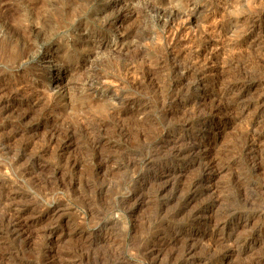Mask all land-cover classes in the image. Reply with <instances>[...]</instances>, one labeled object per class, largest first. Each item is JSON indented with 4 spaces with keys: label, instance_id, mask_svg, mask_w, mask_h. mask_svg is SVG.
I'll return each mask as SVG.
<instances>
[{
    "label": "rangeland",
    "instance_id": "obj_1",
    "mask_svg": "<svg viewBox=\"0 0 264 264\" xmlns=\"http://www.w3.org/2000/svg\"><path fill=\"white\" fill-rule=\"evenodd\" d=\"M210 52L213 59H208ZM263 58L264 0H0V198L11 193L22 216L35 221L18 243L0 229V263L47 259L77 264L80 254H91L80 263L111 264L122 254V264H146L139 250L153 243L157 226L166 238L188 230L202 242L220 237L221 229H213L207 217L192 225L185 210L174 220L170 213L182 201L165 202L169 187L156 197L163 182L150 177L173 167L184 182L198 174L191 157L172 159L170 150L179 138L175 145H207L218 168L206 176L187 209L207 205L208 214L212 209L220 223L230 225L234 218L227 210L241 211L246 197L259 196L257 186L264 183ZM215 106H221L217 115ZM253 162L261 165L259 170ZM55 211L58 220L50 218ZM53 226L58 233L66 231L56 247L37 235ZM217 247L214 261L221 264L260 256L255 250Z\"/></svg>",
    "mask_w": 264,
    "mask_h": 264
},
{
    "label": "bare ground",
    "instance_id": "obj_2",
    "mask_svg": "<svg viewBox=\"0 0 264 264\" xmlns=\"http://www.w3.org/2000/svg\"><path fill=\"white\" fill-rule=\"evenodd\" d=\"M178 14V13H177ZM182 15V14H181ZM185 16H187V15H185ZM180 19V18H179ZM178 19V20H179ZM186 19V18H185ZM172 20V19H171ZM189 20V19H188ZM178 23V22H177ZM184 22H182V24H183ZM173 24V23H172ZM174 25V24H173ZM171 28H172V26H171ZM203 28H204V26H203ZM207 28V27H206ZM210 28V27H209ZM208 28V29H209ZM169 29V28H168ZM211 29V28H210ZM167 30V29H166ZM216 30V29H215ZM173 31V30H172ZM179 32V31H178ZM209 32V31H208ZM211 32V31H210ZM209 32V33H210ZM167 33V32H166ZM181 33V32H180ZM179 33V34H180ZM184 33V32H183ZM215 33V32H214ZM166 35V34H165ZM262 35V34H261ZM181 36V35H180ZM168 39H170V38H168ZM219 40V39H218ZM211 41V40H210ZM171 43V42H170ZM207 43V42H206ZM212 43H215V42H212ZM220 43V42H219ZM218 44V43H217ZM169 45V44H168ZM170 46V45H169ZM207 46V45H206ZM205 46V47H206ZM208 46H210V45H208ZM204 47V48H205ZM213 47V46H212ZM215 47H217V46H215ZM214 48V47H213ZM173 49V48H172ZM203 49V48H202ZM212 49V48H211ZM175 50V49H174ZM179 50V49H178ZM214 50V49H213ZM210 51V50H209ZM217 51V50H216ZM216 51H214V53L216 52ZM219 51V50H218ZM170 52V51H169ZM174 52V51H173ZM221 52V51H220ZM179 53V52H178ZM195 53V52H194ZM204 53L205 52H203V55L202 56H204ZM173 54V53H172ZM176 54V53H175ZM174 54V55H175ZM196 54V53H195ZM199 54V53H198ZM212 52H210V54H209V57H208V59H211L212 57H213V55L215 56V54H213ZM220 54V53H219ZM190 55V54H189ZM217 55V54H216ZM220 55H222V54H220ZM173 56V55H172ZM192 56V55H191ZM200 56V55H199ZM199 56H197V57H199ZM201 56V58H203ZM207 56H208V53H207ZM174 57V56H173ZM178 57V56H177ZM195 58H196V56H194ZM179 58V57H178ZM201 58H200V60H201ZM205 58H206V55H205ZM221 58V57H220ZM223 58V57H222ZM176 59V58H175ZM181 59H182V57H181ZM213 59V58H212ZM215 59V58H214ZM227 59V58H226ZM264 59V58H263ZM172 60H173V58H172ZM196 60V59H195ZM195 60H193L194 61V63H195ZM198 61H199V59H197ZM204 60H206V59H203V61ZM220 60V59H219ZM225 60V59H224ZM202 61V62H203ZM217 61V60H216ZM220 61H222V59L220 60ZM219 61V62H220ZM261 61V60H260ZM201 62V61H200ZM208 62V61H207ZM229 62V61H228ZM175 63V62H174ZM211 63V62H210ZM214 63V62H213ZM216 63V62H215ZM262 63V62H261ZM220 64H221V62H220ZM220 64H218V66L220 65ZM225 64H228L227 62L225 63ZM263 64H264V62H263ZM179 65V64H178ZM188 65V64H187ZM195 65V64H194ZM204 65H205V62H204ZM223 65V64H222ZM185 66V65H184ZM209 66H210V64H209ZM212 66V65H211ZM230 66V65H229ZM181 67H183V66H181ZM198 67V66H197ZM216 67V66H215ZM175 68V67H174ZM190 68H192V66H190ZM202 68V67H201ZM225 68H227L226 66H225ZM193 69V68H192ZM203 69V68H202ZM212 69V68H211ZM215 69V68H214ZM220 69H221V66H220ZM176 70V69H175ZM181 70H183V69H181ZM185 70V69H184ZM191 70V69H190ZM193 70H195V69H193ZM193 70H192V72H193ZM197 70V69H196ZM227 70V69H226ZM151 71V70H150ZM177 71H178V69H177ZM186 71V70H185ZM223 71H225L224 70V67H223ZM152 72V71H151ZM192 72H191V74H192ZM198 72H200L199 70H198ZM202 72H203V70H202ZM217 72V71H216ZM220 72V71H219ZM182 73V72H181ZM193 73H195V71L193 72ZM205 73V72H204ZM203 73V74H204ZM208 73V72H207ZM210 73H211V71H210ZM183 74V73H182ZM198 74V73H197ZM213 74V73H212ZM212 74H211V76H212ZM221 74V73H220ZM187 75V74H186ZM190 75V74H189ZM204 75H206V73L204 74ZM214 75V74H213ZM244 75H245V73H244ZM188 76V75H187ZM195 77V76H194ZM197 77H199V76H197ZM201 77H202V74H201ZM221 77V76H220ZM253 77V76H252ZM181 78V77H180ZM138 79V78H137ZM213 79V78H212ZM188 80V79H187ZM219 80V79H218ZM185 81V80H184ZM190 81V80H189ZM212 81V80H211ZM234 81H236L237 82V80H234ZM188 82V81H187ZM231 82V81H230ZM240 82V81H239ZM190 84V83H189ZM228 84V83H227ZM231 84H232V82H231ZM230 84V85H231ZM235 84V83H234ZM188 85V84H187ZM229 85V86H230ZM181 86V85H180ZM198 86V85H197ZM228 86V87H229ZM179 87V86H178ZM226 87V86H225ZM180 88V87H179ZM179 88H176V90L177 89H179ZM233 88V87H232ZM263 88V87H262ZM194 89V88H193ZM230 89H231V87H230ZM244 89V88H243ZM181 90V89H180ZM227 90V89H226ZM240 90V89H239ZM239 90H238V92H239ZM17 91V90H16ZM174 91V90H173ZM232 91V90H231ZM235 91V90H234ZM179 92V91H178ZM181 92H182V90H181ZM244 92V91H243ZM257 93H258V91H256ZM260 92V91H259ZM262 92V91H261ZM183 93V92H182ZM231 93V92H230ZM246 93V92H245ZM176 94V93H175ZM174 94V95H175ZM180 94V93H179ZM224 94V97L223 98H225V94L226 93H223ZM222 94V95H223ZM234 94V93H233ZM236 94H237V92H236ZM240 94V93H239ZM216 96L218 95V94H215ZM232 95V94H231ZM262 95V94H261ZM177 96V95H176ZM179 96V95H178ZM219 96V95H218ZM172 97H173V94H172ZM214 97V96H213ZM235 97V96H234ZM246 97V96H245ZM263 97V96H262ZM222 98V99H223ZM227 98V97H226ZM225 98V99H226ZM239 98V97H238ZM237 98V99H238ZM38 99V98H37ZM36 99V100H37ZM169 99V98H168ZM172 99V98H171ZM219 99V98H218ZM221 99V98H220ZM243 99V98H242ZM256 99H258L257 97H256ZM262 99V98H261ZM164 100V99H163ZM230 100V99H229ZM233 100V99H232ZM240 100H241V98H240ZM247 100V99H246ZM167 101V100H166ZM179 101V100H178ZM215 101H216V98H215ZM225 101H227V100H225ZM225 101H224V103H225ZM238 101V100H237ZM261 101H263V100H261ZM161 102H163V101H161ZM174 102V101H173ZM181 102V101H180ZM183 102V101H182ZM222 102V101H221ZM221 102H220V104H221ZM230 102V101H229ZM241 102V101H240ZM243 102V101H242ZM241 102V103H242ZM256 102H257V100H256ZM255 102V103H256ZM176 103V102H175ZM178 103V102H177ZM195 103V102H194ZM212 103H213V100H212ZM219 103V102H218ZM218 103L216 104H213V107H214V105H218ZM33 104V103H32ZM171 104V103H170ZM174 104V103H173ZM179 104V103H178ZM189 104V103H188ZM219 104V105H220ZM227 104V103H226ZM225 104V105H226ZM238 104H239V102H238ZM244 104V103H243ZM242 104V105H243ZM258 104H259V102H258ZM261 104V103H260ZM9 105V104H8ZM167 105H168V102H167ZM196 105V104H195ZM200 105V104H199ZM225 105H224V107H225ZM234 105V104H233ZM245 105H247L246 103H245ZM256 105V104H255ZM194 106V105H193ZM228 106V105H227ZM260 106V105H259ZM133 107V106H132ZM163 107V106H162ZM169 107V106H168ZM168 107H165V108H168ZM191 107V106H190ZM199 107V106H198ZM216 107V106H215ZM219 107H221V106H217L212 112H214L215 110H219L218 108ZM222 107H223V105H222ZM244 107V106H243ZM138 108V107H137ZM140 108V107H139ZM181 108V107H180ZM202 108H203V106H202ZM211 108H212V106H211ZM228 108V107H227ZM260 108V107H259ZM263 109H264V107H262ZM143 109H145V108H143ZM148 109V108H147ZM163 109V108H162ZM161 109V110H162ZM182 109V108H181ZM181 109H180V111H181ZM189 109V108H188ZM197 109V108H196ZM195 109V110H196ZM199 110L201 109V108H198ZM167 110V109H166ZM193 109H191V111H192ZM223 109H221V111H222ZM225 110V109H224ZM223 110V111H224ZM228 110V109H227ZM142 111V110H141ZM165 111V110H164ZM169 111V110H168ZM179 111V110H178ZM186 111H188V110H186ZM190 111V110H189ZM188 111V112H189ZM207 111H208V109H207ZM226 111V110H225ZM255 111V110H254ZM253 111V112H254ZM258 111H261L260 109L259 110H257V112ZM139 112V111H138ZM160 112H162V111H160ZM174 112V111H173ZM185 112V111H184ZM198 112H201V111H198ZM198 112H197V114H198ZM205 112V111H204ZM211 112V111H210ZM211 112V113H212ZM263 112V111H262ZM141 113H143V112H141ZM183 113V112H182ZM187 113V112H186ZM193 113H194V110H193ZM202 113V112H201ZM206 113V112H205ZM217 112L215 111V113L214 114H216ZM220 113V112H219ZM163 114V113H162ZM175 114V113H174ZM188 114V113H187ZM186 114V115H187ZM260 114V113H259ZM165 115V114H164ZM173 115V114H172ZM176 115V114H175ZM184 115V114H183ZM194 115V114H193ZM200 115V114H199ZM213 115V114H212ZM217 115V114H216ZM226 115V114H225ZM263 115H264V113H263ZM170 116V115H169ZM194 116H196V114L194 115ZM202 116V115H201ZM211 115H206L205 116V121L206 120H209V118H211L210 117ZM166 117V116H165ZM172 117V116H171ZM177 117V116H176ZM178 117H180V116H178ZM188 117H190V115L188 116ZM191 117H193V116H191ZM200 117V116H199ZM262 117V116H261ZM264 117V116H263ZM193 118H195V117H193ZM182 119H183V117H182ZM186 119V118H185ZM196 119V118H195ZM199 119V118H198ZM259 119V118H258ZM189 120V119H188ZM197 120V119H196ZM192 121V120H191ZM190 121V122H191ZM194 121V120H193ZM198 121V120H197ZM202 121V120H201ZM255 121V120H254ZM264 121V120H263ZM179 122V121H178ZM178 122H176V123H178ZM181 122V121H180ZM184 122V121H183ZM199 122H200V120H199ZM213 122V121H212ZM182 123V122H181ZM187 123V122H186ZM194 123V122H193ZM168 124V123H167ZM190 124V123H189ZM195 124V123H194ZM258 124H260V123H258ZM257 124V125H258ZM173 125V124H172ZM182 125V124H181ZM187 125V124H186ZM192 125V124H191ZM254 125V124H253ZM116 126V125H115ZM175 126V125H174ZM190 126V125H189ZM194 126V125H193ZM198 126V125H197ZM118 127V126H117ZM124 127V126H123ZM167 127V126H166ZM183 127V126H182ZM196 127V126H195ZM187 128H188V126H187ZM190 128H191V126H190ZM246 128H247V126H246ZM245 128V129H246ZM256 128V127H255ZM262 128H264V127H262ZM114 129V128H113ZM120 129H121V127H120ZM185 129V128H184ZM249 129V128H248ZM119 130V129H118ZM122 130H123V128H122ZM59 131V130H58ZM65 131V130H64ZM176 131H178V129L176 130ZM186 131V130H185ZM248 131V130H247ZM246 131V132H247ZM116 132V131H115ZM119 132H121V131H119ZM125 132V131H124ZM123 132V133H124ZM214 132V131H213ZM52 133H54L53 132V130H52ZM73 133V132H72ZM129 133V132H128ZM252 133V132H251ZM255 133H257V132H255ZM51 134V133H50ZM49 134V135H50ZM56 134H58V133H56ZM56 134H54V135H56ZM64 134V133H63ZM66 134V133H65ZM122 134V133H121ZM121 134H120V136H121ZM248 134V133H247ZM253 134V133H252ZM251 134V135H252ZM263 134V133H262ZM51 135H53V134H51ZM59 135V134H58ZM57 135V136H58ZM67 135V134H66ZM124 135V134H123ZM122 135V136H123ZM259 135V134H258ZM56 136V137H57ZM69 136V135H68ZM100 136V135H99ZM116 136H118V135H116ZM181 136V135H180ZM256 136V135H255ZM264 136V135H263ZM55 137V138H56ZM62 137V136H61ZM119 137V136H118ZM253 138H251L250 140H251V142L253 141V142H255L256 140H257V136L256 137H254V135L252 136ZM70 138V137H69ZM73 138V137H72ZM99 138V137H98ZM97 138V139H98ZM124 138V137H123ZM126 138V137H125ZM188 138V137H187ZM186 138V139H187ZM193 138V137H192ZM196 138V137H195ZM199 138V137H198ZM58 139H59V137H58ZM96 139V142L95 143H97V140ZM118 139V138H117ZM122 139V138H121ZM177 140L174 142L175 144L177 143V142H179L180 141V139L179 138H176ZM189 139V138H188ZM263 139V138H262ZM9 140V139H8ZM48 141H49V139H47ZM54 140H57V139H54ZM63 140V139H62ZM61 140V141H62ZM174 140V139H173ZM184 140V139H183ZM248 140H249V137H248ZM247 140V141H248ZM260 140V139H259ZM259 140H258V142H259ZM44 141H46V139L44 140ZM69 141V140H68ZM67 141V142H68ZM120 141V140H119ZM122 141V140H121ZM190 141V140H189ZM188 141V142H189ZM246 141V140H245ZM244 141V143L246 144V142ZM7 142V141H6ZM27 142H29V141H27ZM31 142V141H30ZM59 142H60V140H58V143H56V144H59ZM64 142V141H63ZM62 142V143H63ZM127 142V141H126ZM187 142V143H188ZM195 142V141H194ZM201 142V141H200ZM1 143V142H0ZM5 143V142H4ZM41 143V142H40ZM47 143V142H46ZM94 143V144H95ZM140 143V142H139ZM147 143V142H146ZM173 143V142H172ZM181 143H183V141L181 142ZM243 143V144H244ZM53 144V143H52ZM51 144V145H52ZM54 144H55V142H54ZM93 144V145H94ZM99 144V143H98ZM175 144H173V147H172V149L170 150L171 152H172V159L173 160H182V158H185V157H191L192 159H194V161H196L197 162V164H198V174L196 175V176H194V177H191V179L190 180H188V181H186V182H184L183 180H181V177H182V173L179 171V169H177L176 167H173L172 169H167L166 171H161L160 173H156V172H154L153 174H152V176L150 177L151 178V180L153 181V182H159V181H161L162 180V182H163V184H161V185H158L159 187H158V189H155V196L156 197H159L160 195H163L162 194V192L165 190V188L166 187H169L170 189H171V195H170V197H168V198H166V200H165V202L167 203V202H169L170 201V198H171V200L173 199V198H176V201H178V200H180V201H182V202H180V205L178 206V208L176 207V209L174 210V211H171V217L172 218H174V220H177L178 218H179V216H181L182 214H184V212H185V210H187V212H186V217H185V220L189 223V224H192V225H194V224H196V223H198V220H200V218L201 217H207V221L210 223L212 220H213V224L211 225L212 227H213V229H216V228H220L221 229V235H220V237H218V238H210L209 240H207L206 242H202V241H200L201 239H198L194 234H192L191 232H190V230H188V231H183L184 233H182L181 235H179V234H177V233H175V235L173 236V234H172V238L171 237H169V238H166V235L163 237L161 234L162 233H160L161 231H162V229H161V227H159V226H157V228H159V229H156L157 231H158V233H156V238H153V243L152 244H148L146 247H142L139 251V254L141 255V258L143 257V259L145 258L146 259V261H147V263L146 264H221V263H218L217 261H214V259L217 257L216 256V254H217V252H216V250H215V248L217 247V246H224V248L223 249H228V250H230V251H233V250H239V249H245V250H249V251H256L257 253L258 252H260V256L259 257H255L254 259H250V261L249 262H244L243 264H264V209H260V208H258L256 205H255V202L257 203L258 202V205H260L259 203H261V205H262V203H264V183L263 184H258V186H257V189H258V191L260 190V193H259V196H256V197H254V195H253V197L254 198H251V200L250 201H247V197H246V199H244L243 201H244V205H241V207L240 208H242V210L240 211H236V208H231L230 210H227L228 211V215H229V217H232V218H234V221H232L233 223H230V225L229 224H226V221H224V223H220L219 221H220V219H218V218H215L214 217V214L212 213L211 214V210H210V213L208 214L207 212L209 211L208 209L210 208L209 206H207V205H202V206H198V207H193V208H190V209H187L188 207H189V204L196 198V194H197V192H198V190H201V186H203V184H204V181L206 180V176L207 175H209V174H211V173H215V170H217V169H215V162L217 161L213 156H214V154H213V156H211L210 154H208L209 153V150H208V146L207 145H202V144H200V143H198V142H195V143H189V144H185L184 143V145H183V147H182V145L181 146H179L180 145V143L178 144V145H175ZM242 144V145H243ZM255 144V143H254ZM49 144H47L46 146H48ZM50 145V146H51ZM65 146L64 147H66V145L68 146V143L66 144H64ZM143 145H144V142H143ZM157 145V144H156ZM170 145V144H169ZM251 145V144H250ZM27 146V145H26ZM53 146H55V145H53ZM58 146V145H57ZM155 146V145H154ZM244 146V145H243ZM243 146H241V149H242V147ZM99 147V146H98ZM152 147V146H151ZM151 147H150V149H151ZM248 147V146H247ZM252 147V146H251ZM43 148V147H42ZM58 148V147H57ZM95 148V147H94ZM93 148V149H94ZM131 148V147H130ZM142 148V147H141ZM158 148V147H157ZM156 148V149H157ZM245 148V147H244ZM257 148V147H256ZM255 148V149H256ZM39 149H41L40 147H39ZM38 149V150H39ZM44 149V148H43ZM51 149V148H50ZM53 149H55V147H53ZM53 149H52V151H53ZM61 149V148H60ZM155 149V148H154ZM252 149V148H251ZM250 149V150H251ZM254 149V150H255ZM95 150V149H94ZM167 150H168V147H167ZM247 150V149H246ZM248 150H249V148H248ZM257 150V149H256ZM52 151H50L49 150V152H52ZM55 151V150H54ZM58 151V150H57ZM61 151V150H60ZM63 151V150H62ZM96 151V150H95ZM100 151V150H99ZM150 151V150H149ZM154 151V150H153ZM169 151V152H170ZM242 151V150H241ZM59 152V151H58ZM142 152V151H141ZM151 152V151H150ZM156 152V151H155ZM159 152V151H158ZM243 152V151H242ZM256 152V151H255ZM34 153H36V152H34ZM53 153V152H52ZM52 153H51V157H53L54 156V154H53V156H52ZM60 153V152H59ZM98 153V152H97ZM101 153V152H100ZM147 153V152H146ZM152 153V152H151ZM37 154V153H36ZM43 154V153H42ZM48 154V153H47ZM47 154H46V156H47ZM99 154V153H98ZM103 154V153H102ZM150 154V153H149ZM160 155H161V153H159ZM251 154V153H250ZM31 155V154H30ZM33 155V154H32ZM55 155H57L56 153H55ZM65 155V154H64ZM131 155V154H130ZM142 155V154H141ZM146 155V154H145ZM164 155H165V153H164ZM167 155H168V153H167ZM37 157H38V155H36ZM49 156V155H48ZM47 156V157H48ZM62 156V155H61ZM102 156H106V155H102ZM109 156V155H108ZM135 156V155H134ZM156 156V155H155ZM249 156V155H248ZM253 156V155H252ZM36 157V158H37ZM42 157H43V155H42ZM100 157H101V154H100ZM107 157V156H106ZM145 157V156H144ZM149 157V156H148ZM154 157V156H153ZM164 157H166V155L164 156ZM170 157H171V155H170ZM43 158H45V157H43ZM50 158V157H49ZM54 158V157H53ZM64 158V157H63ZM67 159H68V157H66ZM105 158V157H104ZM155 158V157H154ZM218 158V157H217ZM17 159V158H16ZM101 159V158H100ZM132 159V158H131ZM136 159H137V156H136ZM139 159V158H138ZM159 159V158H158ZM167 159H168V157H167ZM255 159V158H254ZM56 160V159H55ZM54 160V161H55ZM58 160V159H57ZM64 160H65V158H64ZM63 160V161H64ZM99 160V159H98ZM130 160V159H129ZM133 160H134V158H133ZM186 160V159H185ZM191 160V159H190ZM218 160H220V159H218ZM46 161H48V159H46ZM66 161V160H65ZM103 161V160H102ZM107 161V160H106ZM126 161V160H125ZM138 161V160H137ZM144 161V160H143ZM145 161H146V163H150L151 162V156L149 157V158H146L145 159ZM171 160H169V162H170ZM193 161V160H192ZM60 162H62V160L60 161ZM59 162V163H60ZM69 162V161H68ZM74 162H75V160H74ZM73 162V163H74ZM98 162V161H97ZM99 162H100V160H99ZM152 162H153V160H152ZM173 162H175V161H173ZM177 162V161H176ZM218 162H220V161H218ZM256 162H258L257 160H256ZM256 162H253L254 163V165H253V167L256 169V170H259L258 169V165H260V164H258V163H260V162H258V163H256ZM32 163H34V162H32ZM38 163V162H37ZM42 163V162H41ZM46 163V162H45ZM54 163V162H53ZM70 163V162H69ZM68 163V164H69ZM72 163V162H71ZM73 163H72V165H73ZM143 163V162H142ZM166 163V162H165ZM168 163V162H167ZM178 163V162H177ZM40 164V163H39ZM61 164V163H60ZM63 164H65V163H63ZM100 164H102V163H100ZM145 164V163H144ZM196 164V165H197ZM32 165V164H31ZM37 165V164H36ZM45 165V164H44ZM59 165V164H58ZM129 165V164H128ZM149 164H147V166H148ZM174 165H176V163L174 164ZM195 165V166H196ZM252 165V164H251ZM29 166V165H28ZM50 166H51V164H50ZM64 166V165H63ZM63 166H61V167H63ZM135 166V165H134ZM218 166V165H217ZM261 166V165H260ZM37 167V166H36ZM41 167V166H40ZM55 167V166H54ZM60 167V166H59ZM104 167H105V163H104ZM157 167V166H156ZM38 168V167H37ZM37 168H34V169H37ZM44 168H47V167H44ZM103 168V167H102ZM219 168H220V165H219ZM30 169V168H29ZM40 169V168H39ZM55 169H57V167H55ZM60 169V168H59ZM67 169V168H66ZM72 169V168H71ZM70 169V170H71ZM221 169V168H220ZM253 169V168H252ZM49 170H50V168H49ZM65 170V169H64ZM146 170V169H145ZM254 170V169H253ZM36 171V170H35ZM38 171V170H37ZM43 171V170H42ZM60 171H61V169H60ZM63 171V170H62ZM218 171V170H217ZM31 172V171H30ZM40 172V171H39ZM38 172V173H39ZM45 172V171H44ZM51 172V171H50ZM49 172V173H50ZM52 172H54V171H52ZM150 172V171H149ZM257 172V171H256ZM32 173H34V171L32 172ZM65 173V172H64ZM260 173V172H259ZM262 173V172H261ZM263 173H264V170H263ZM262 173V174H263ZM52 174V173H51ZM57 174V173H56ZM257 174H258V172H257ZM260 175V174H259ZM60 177H61V175H59ZM208 177V176H207ZM36 178V177H35ZM137 178V177H136ZM262 178V177H261ZM149 179V178H148ZM138 180V179H137ZM187 180V179H186ZM257 180V179H256ZM260 180H262V182H264L263 181V179H260ZM260 180H258V181H260ZM63 181V180H62ZM207 181V180H206ZM257 182V181H256ZM50 183V182H49ZM70 183V182H69ZM139 183V182H138ZM258 183V182H257ZM157 184V183H156ZM151 185V184H150ZM153 185H154V183H153ZM152 185V186H153ZM1 186V185H0ZM137 186V185H136ZM146 186V185H145ZM135 187V186H134ZM140 187V186H139ZM147 187H149V184H148V186ZM151 187V186H150ZM253 187V186H252ZM144 188V187H143ZM149 189V188H148ZM246 189V188H245ZM248 189V188H247ZM12 190V189H11ZM14 190V189H13ZM167 190V189H166ZM146 191H147V189H146ZM256 191V190H255ZM6 192H8V191H6ZM150 192V191H149ZM203 192V191H202ZM247 192V191H246ZM2 193V192H1ZM4 193V192H3ZM9 193V192H8ZM141 193V192H140ZM151 193V192H150ZM201 193V192H200ZM245 193V192H244ZM243 193V194H244ZM254 193V192H253ZM154 194V193H153ZM152 194V195H153ZM141 195V194H140ZM143 195V194H142ZM146 195V194H145ZM249 195V194H248ZM16 196V195H15ZM164 196V195H163ZM246 196V195H245ZM145 197H147V196H145ZM203 197V196H202ZM242 197H244V196H242ZM250 197H252V196H249V198ZM17 198V197H16ZM245 198V197H244ZM0 199H2V206L0 207L1 209V211H2V214L0 215V229L2 230V231H4V233L8 236V237H11V239H15V240H17V238H20V236H22V235H24L25 234V232H27V230H29L30 229V227H32L34 224H35V221H32V220H27V218H24L23 216H22V213H21V210H20V208L19 207H17V203H16V201H15V198H14V195H12L11 193L10 194H8V195H6L5 197H1ZM156 199V198H155ZM158 199V198H157ZM178 199V200H177ZM202 199V198H201ZM18 201L20 200L19 198L17 199ZM219 201V200H218ZM239 201H241V200H239ZM22 203H24L23 201H21ZM162 202H163V200H162ZM197 202V201H196ZM195 202V203H196ZM220 202V201H219ZM220 203H222V202H220ZM242 203V202H241ZM20 204V203H19ZM160 204H162V203H160ZM191 205H192V203H191ZM218 205V204H217ZM255 205V206H254ZM21 206V205H20ZM25 206V204L23 205V207ZM157 206H159V205H157ZM167 206H168V204H167ZM219 206V205H218ZM246 206H248V207H246ZM260 207V206H259ZM262 208V207H261ZM25 209V208H24ZM166 208H164V210H165ZM219 209V208H218ZM55 210H57V209H55ZM59 210V209H58ZM166 211V210H165ZM207 213V214H206ZM58 214H59V212H58ZM58 214H56V211L55 212H53V214H51V216H50V218H55V219H57L58 220ZM218 214V213H217ZM164 215V214H163ZM220 215V214H219ZM162 216V215H161ZM169 216V217H170ZM224 216V215H223ZM26 217V216H25ZM28 217V216H27ZM48 217V216H47ZM178 217V218H177ZM224 217H226V216H224ZM171 218V219H172ZM177 218V219H176ZM182 218V217H181ZM180 218V219H181ZM184 219V218H183ZM215 219V220H214ZM36 220H37V218H36ZM50 220V219H49ZM52 220H54V219H52ZM56 220V221H57ZM161 220V219H160ZM222 220V219H221ZM228 220V219H227ZM46 221H48V220H46ZM55 221V222H56ZM108 221V220H107ZM156 221V220H155ZM180 221V220H179ZM215 221V222H214ZM52 222V221H51ZM109 222V221H108ZM223 222V221H222ZM39 223V222H38ZM47 223H49V222H47ZM59 223V222H58ZM57 223V224H58ZM157 223V222H156ZM160 223V222H159ZM171 224V223H170ZM176 224V223H175ZM207 224V223H206ZM49 225H50V223H49ZM116 225V224H115ZM158 225H160V224H158ZM161 225H162V223H161ZM56 226V225H55ZM55 226H53L52 228H43V229H41L40 230V233L38 232V229H36V231L39 233V234H37V235H40L41 234V237L43 238V239H46L47 241H48V243L49 244H51L53 247L55 246H58V244H59V242H60V239L62 238V240H63V237H61L62 236V234L65 232L66 233V231H64L63 233H62V230H61V232L60 233H58L57 232V230L55 229ZM103 226V225H102ZM112 226V225H111ZM190 226V225H189ZM206 226V225H205ZM209 226V225H208ZM69 227H67V229H68ZM109 228H110V225H109ZM154 228V227H153ZM33 229V228H32ZM106 229V228H105ZM175 229V228H174ZM0 230V231H1ZM72 230V229H71ZM161 230V231H160ZM186 230V229H185ZM32 231V230H31ZM34 231V230H33ZM32 231V232H33ZM75 231V230H74ZM155 231V230H154ZM173 231V230H172ZM213 231V230H212ZM73 232V231H72ZM109 232V231H108ZM151 232V231H150ZM180 232V231H179ZM4 233H3V235H4ZM29 233H31V232H29ZM28 233V234H29ZM36 234V233H35ZM32 235V234H31ZM109 235V234H108ZM154 235V234H153ZM27 236V235H26ZM29 236V235H28ZM25 237V236H24ZM108 237V236H107ZM66 238V237H65ZM150 238H152V237H150ZM7 239V238H6ZM9 239V238H8ZM21 239V238H20ZM19 239V240H20ZM10 240V239H9ZM67 240V239H66ZM180 240H182V242H181V245H178V243L180 242ZM151 240H149V242H150ZM14 242H17L18 243V240L17 241H14ZM65 242V241H64ZM152 242V241H151ZM10 243H11V240H10ZM63 243V242H62ZM147 243V242H146ZM145 243V244H146ZM60 245V244H59ZM74 246V245H73ZM8 247V246H7ZM60 247V246H59ZM76 248V247H75ZM74 248V249H75ZM116 248H118V247H116ZM115 248V249H116ZM131 248V247H130ZM136 248V247H135ZM217 248H220V247H217ZM222 248V247H221ZM67 249V248H66ZM80 249V248H79ZM79 249H78V251H79ZM114 249V248H113ZM114 249V250H115ZM134 249V248H133ZM1 250V249H0ZM10 250V249H9ZM76 250V249H75ZM117 250V249H116ZM220 250V249H219ZM12 251V250H11ZM74 251V250H73ZM81 251V250H80ZM118 251V250H117ZM134 251H136V250H134ZM134 251H132V253L134 252ZM63 252H64V250H63ZM116 252V251H115ZM119 252V251H118ZM220 252V251H219ZM1 253V252H0ZM74 253H75V256H76V252L74 251ZM73 253V254H74ZM88 253V252H87ZM113 253V252H112ZM138 253V252H137ZM8 254V253H7ZM80 254V253H79ZM119 254H120V252H119ZM63 255V254H62ZM62 255H60V256H62ZM106 255V254H105ZM111 255V254H110ZM113 255V254H112ZM116 255V253H114V256ZM120 255H122V254H120ZM120 255H117V257H116V261H114L113 263H111V264H122L124 261V257L122 256V257H120ZM258 255H259V253H258ZM3 256V255H2ZM70 256H72L71 255V253H70ZM85 256V255H84ZM83 254L81 255L80 254V256H79V259L77 260V261H75L77 264H79L82 260H84L83 259ZM90 256H91V254H90ZM89 255L87 256V257H90ZM219 256V255H218ZM63 257V256H62ZM86 257V256H85ZM87 257L85 258V259H87ZM108 257V256H107ZM0 258H1V255H0ZM59 258H61V257H59ZM64 259L66 258V257H63ZM75 257L73 256V259H74ZM110 258V257H109ZM41 259V258H40ZM67 259H68V257H67ZM72 259V258H71ZM95 259V258H94ZM97 260H98V258H96ZM44 261L41 263V264H65L64 262H66V261H64V260H60V261H57V262H48L47 261V259H43ZM66 260V259H65ZM68 260H70V259H68ZM93 260V259H92ZM91 260V261H92ZM217 260V259H216ZM0 261H2V260H0ZM88 260H86V262H87ZM90 260L88 261V263L87 264H90L89 262H91ZM105 261V260H104ZM123 261V262H122ZM145 261V262H146ZM1 264V263H0ZM28 264V263H27ZM37 264V263H36ZM80 264H82V263H80ZM93 264H95V263H93ZM101 264H102V262H101Z\"/></svg>",
    "mask_w": 264,
    "mask_h": 264
}]
</instances>
